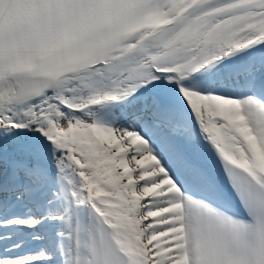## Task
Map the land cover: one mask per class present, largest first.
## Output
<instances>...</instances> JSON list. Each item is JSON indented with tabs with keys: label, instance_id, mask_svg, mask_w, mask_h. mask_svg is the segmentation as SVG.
<instances>
[{
	"label": "snow or ice",
	"instance_id": "snow-or-ice-1",
	"mask_svg": "<svg viewBox=\"0 0 264 264\" xmlns=\"http://www.w3.org/2000/svg\"><path fill=\"white\" fill-rule=\"evenodd\" d=\"M0 264H264V0H0Z\"/></svg>",
	"mask_w": 264,
	"mask_h": 264
}]
</instances>
